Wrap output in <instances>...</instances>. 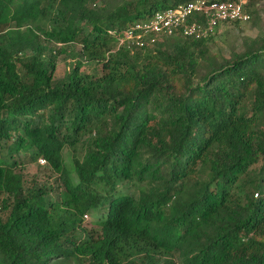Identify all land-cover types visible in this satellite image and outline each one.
<instances>
[{"label": "trees", "instance_id": "1", "mask_svg": "<svg viewBox=\"0 0 264 264\" xmlns=\"http://www.w3.org/2000/svg\"><path fill=\"white\" fill-rule=\"evenodd\" d=\"M190 1L0 0V264H264V36L108 32ZM39 158L56 185L26 184Z\"/></svg>", "mask_w": 264, "mask_h": 264}, {"label": "built area", "instance_id": "2", "mask_svg": "<svg viewBox=\"0 0 264 264\" xmlns=\"http://www.w3.org/2000/svg\"><path fill=\"white\" fill-rule=\"evenodd\" d=\"M245 4L246 0H193L156 11L118 32H108L116 36L118 45L128 48L152 46L169 37L203 39L216 34L225 23L248 21L250 15ZM38 162L44 164V159L39 158Z\"/></svg>", "mask_w": 264, "mask_h": 264}, {"label": "rangeland", "instance_id": "3", "mask_svg": "<svg viewBox=\"0 0 264 264\" xmlns=\"http://www.w3.org/2000/svg\"><path fill=\"white\" fill-rule=\"evenodd\" d=\"M119 2V0H103V3H107L108 6H111L114 3ZM99 6V2L95 5V7ZM256 9L260 13L262 19H264V0H260L256 4ZM257 35H263L264 32H260L258 27H255L251 24L250 21L245 22H229L220 26L217 33L214 35L212 41L209 46L212 53L223 54L227 56L231 49H235V51H242L243 45L241 43L242 38H246L247 40L254 38ZM54 50H57L60 47V44H52L51 46ZM65 51L56 52L55 56V67H54V76L56 78L62 77L64 73V69H68L74 63V60L80 59L82 60V55L78 54L79 46L75 43L66 44L63 46ZM76 54L77 56H74ZM81 74H88V76L94 77L99 73V66L96 65L93 61H84L82 66L80 67ZM68 159V156H66ZM43 165V166H42ZM21 171L26 184L29 185L32 181L37 182L39 184H48V185H56V174L44 164H37L34 162H26L24 166L19 168ZM88 221V220H87ZM89 222H85V224H89Z\"/></svg>", "mask_w": 264, "mask_h": 264}, {"label": "clouds", "instance_id": "4", "mask_svg": "<svg viewBox=\"0 0 264 264\" xmlns=\"http://www.w3.org/2000/svg\"><path fill=\"white\" fill-rule=\"evenodd\" d=\"M85 216H87V217H85ZM88 218H89V216H88V215H84V219H86V220H87Z\"/></svg>", "mask_w": 264, "mask_h": 264}]
</instances>
